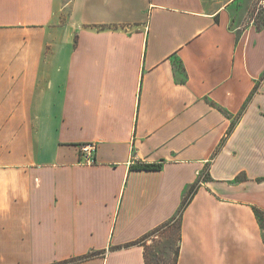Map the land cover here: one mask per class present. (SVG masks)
<instances>
[{"label":"crops","instance_id":"0c3cea01","mask_svg":"<svg viewBox=\"0 0 264 264\" xmlns=\"http://www.w3.org/2000/svg\"><path fill=\"white\" fill-rule=\"evenodd\" d=\"M262 3L0 0V264H264Z\"/></svg>","mask_w":264,"mask_h":264},{"label":"rangeland","instance_id":"374dc122","mask_svg":"<svg viewBox=\"0 0 264 264\" xmlns=\"http://www.w3.org/2000/svg\"><path fill=\"white\" fill-rule=\"evenodd\" d=\"M178 223L160 230L154 238L145 244L149 264H174L175 252L178 246Z\"/></svg>","mask_w":264,"mask_h":264},{"label":"trees","instance_id":"16d2710c","mask_svg":"<svg viewBox=\"0 0 264 264\" xmlns=\"http://www.w3.org/2000/svg\"><path fill=\"white\" fill-rule=\"evenodd\" d=\"M161 168H162V163H158V164H142V163H138V164H134V165H132L130 167L131 170H135V171H159V170H161ZM197 186L198 185H193L191 187L188 195L186 196V198L184 199V201L182 203L181 209H180L177 217L173 220L174 222L178 223V221L180 220L181 213H182L183 209L186 207V205L190 202V200L193 197V195L195 194V192L197 190ZM254 213L257 216V218H259V219L262 218V213L260 211H258L257 209H254ZM162 229L163 228L155 229L154 231L150 232L149 234H146L145 236H143L142 238H140V239H138L136 241L127 243V244H125L123 246H119L118 248H128V247L136 246V245L137 246H142L144 248L145 264H149L148 260H147V249H148V246H146L145 243L148 240H150V239L154 238L155 236H157L158 232L160 230H162ZM100 254H102V253H92V254H89V255L84 256V257L79 258V259H73V260L67 261L64 264L86 260V259H89V258H91L93 256L100 255ZM177 255H178V246H177V251L175 252L174 264H175V262L177 260Z\"/></svg>","mask_w":264,"mask_h":264},{"label":"built area","instance_id":"2783aa9c","mask_svg":"<svg viewBox=\"0 0 264 264\" xmlns=\"http://www.w3.org/2000/svg\"><path fill=\"white\" fill-rule=\"evenodd\" d=\"M260 8L264 9V3L261 4ZM94 153H95V145L93 144L82 145L79 149L80 163L83 165L94 164Z\"/></svg>","mask_w":264,"mask_h":264}]
</instances>
